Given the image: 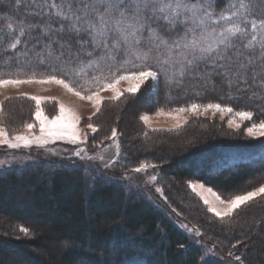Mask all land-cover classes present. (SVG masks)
<instances>
[{"label": "trees", "instance_id": "trees-1", "mask_svg": "<svg viewBox=\"0 0 264 264\" xmlns=\"http://www.w3.org/2000/svg\"><path fill=\"white\" fill-rule=\"evenodd\" d=\"M12 4L13 0H0V25L12 22L15 27ZM20 15H25L23 9ZM27 20L44 24L47 17L28 15ZM246 39L238 38L236 43ZM3 53L0 48V55ZM196 85L193 79L169 85L161 78L158 90L153 91L149 83L135 94L125 92L117 100H104L92 119L81 120V126L91 123L97 131L86 133L87 146L63 144L62 149L86 151L111 143L107 138L115 128L118 154L124 156L116 164L118 179L88 173L86 165L91 162L66 157L0 173V264L5 260H11L10 264H227L239 255L244 264H264V238L254 235L255 225L242 231L239 221L241 229L225 228L211 223L206 211L196 205L193 214L208 234L192 222L189 209L180 206L189 203L184 181L190 179L227 195L246 191L264 180V137H243L207 119L194 118L177 129H167L148 128L139 118L142 112L173 110L193 102L229 103V89L219 83L215 91L199 96L196 92L202 86ZM144 97L151 100L141 106L139 100ZM41 106L46 116L56 115L55 101H44ZM229 106L252 110L256 119L264 118V101L253 102L245 96ZM35 108L31 98H5L0 103V124L11 133L23 130L25 123L34 121ZM130 108L137 113L131 114ZM199 133L218 136L197 139ZM175 139L180 143L172 148V158H167L165 142ZM141 163H152L159 170L158 185L166 199L162 208L138 191L127 190L126 185L132 183L126 174ZM171 178L177 180V186ZM254 205L261 209L264 200ZM21 226L29 229V234L21 232ZM189 230L198 244L192 241ZM200 242L215 248L217 255L204 257Z\"/></svg>", "mask_w": 264, "mask_h": 264}, {"label": "snow or ice", "instance_id": "snow-or-ice-1", "mask_svg": "<svg viewBox=\"0 0 264 264\" xmlns=\"http://www.w3.org/2000/svg\"><path fill=\"white\" fill-rule=\"evenodd\" d=\"M11 7L15 27L12 22L0 25V48L4 50L0 55V88L33 83L60 85L92 103L95 111L89 119L100 111L105 99L117 100L125 92L135 94L149 81L156 91L161 78L169 85L193 79L196 86H202L197 96L215 91L217 83L229 89L228 104L193 102L172 112H156L157 116L175 114L176 127L180 120H187L183 113L212 111L228 114L232 117L229 127L239 129L245 121L253 120L254 112L237 111L229 104L245 96L253 102L264 101V0H13ZM28 15L46 16L47 20L33 24L27 20ZM34 31L36 35H31ZM238 38L247 39L237 44ZM123 83H127L126 88L120 87ZM105 91L112 95L104 97ZM31 99L36 102L34 117L39 135L32 132L33 123L23 125L28 134H15L11 139L0 127V145L19 149L43 147L49 139L67 138L73 143L82 139L77 128L80 117L71 109L60 104L58 114L49 118L40 107L47 98ZM140 119L149 122L148 115ZM87 127L97 131L91 123ZM243 131L250 138L264 137V119L251 122ZM107 139L117 153L105 164L110 167L120 150L115 128ZM81 151L85 150L75 154L79 156ZM88 158L103 160V156ZM4 163L0 161V165ZM147 167L141 163L132 171L139 173ZM156 180V176L151 177V181ZM189 187L193 191L202 189L198 194L208 211L221 219L232 217L264 195V184L227 200L203 184L190 182ZM20 231L29 234V229L22 226Z\"/></svg>", "mask_w": 264, "mask_h": 264}, {"label": "rangeland", "instance_id": "rangeland-1", "mask_svg": "<svg viewBox=\"0 0 264 264\" xmlns=\"http://www.w3.org/2000/svg\"><path fill=\"white\" fill-rule=\"evenodd\" d=\"M149 83H151V81L146 82L143 85L144 88L148 87ZM38 85L39 84L33 83V84H21L19 86H20V88H23V89H28V88L31 89L32 88L31 86L37 87ZM52 85H53V87L57 88L59 90V92H61L63 94L66 93L68 95H71V97L74 99L76 104L66 103V102H63L57 96H50V95L43 94V93H40V97H42V98H54V99L58 100L59 105L64 104V106L67 109H71L79 117H80L79 112L81 111V108H85L84 109L85 114L81 115V119H80L79 123L77 124V128L81 131L82 139L80 141H77L76 143H73L71 140H69L67 138H65V139H49L48 143L46 145H44L43 147H37L36 145H31L29 147H21L19 149H12V148L7 147V145H0V161L5 162L4 164L0 165V173L4 172L6 170L20 169L23 167H28V166L36 164L37 162L39 163V162L45 161V162L52 163L56 160L55 157H57V158L66 157V158L76 159V160H85L86 159V160H88V162H91V163H87V165H86V168L88 169V171H87L88 173H89V171L90 172L94 171L98 176L99 175H103V176L107 175V176L111 177L112 179H116V178L118 179V175H117L118 172L116 171V164L124 159L123 155L118 154V158H117L116 162L112 163V165L110 167H105V164H107L109 161H112L113 158L117 156V153L114 150V146H113L112 142L108 143V144L102 143L101 145H98L97 147H95L93 149L90 148L86 151H82L79 156H77L75 154L76 151H71L70 149H62L63 144L87 146L86 139H84L83 137L86 136L87 132H91V129H89L87 127V125L81 126L80 122L83 118L89 119V117L92 116V113L95 111V109L93 108V105L90 101L81 100V99L75 97L72 93H69L66 89H64L60 85H57V84H52ZM19 86H17V87L7 86L8 88L7 87L0 88V99L1 98L5 99L3 97L7 94L9 95V93H12L13 94L12 96H20V95H15V93H26V91H24L23 89L21 92H15V91H19V90H15ZM120 87L126 88L127 83L121 84ZM26 94H28V93H26ZM102 95L107 98V97H110L112 95V93L110 91H105L102 93ZM105 100H111V99H105ZM149 100H151V97H150V99L147 97H144L141 100H139V103L141 104V106H143ZM49 101H53V100H49ZM214 103H217V102H214ZM88 104H90V105H88ZM40 107L42 108V106H40ZM128 110L132 114L133 110L131 108ZM173 110H163V111L165 113H168V112H172ZM235 110L238 111V110H243V109H235ZM133 113H137V111H135ZM141 115H148L149 120H151V122L153 121V123H158L160 125L177 124V120L174 118L175 114L172 116H170V115H159V116H157L156 112H154V113L142 112L139 115V118ZM181 115L187 117V120L186 121L180 120L178 127L175 126V127L167 128V129H177L180 126H182L183 124H185L187 121H189L190 119L192 120L194 118H199V119H207L208 121L213 122L215 125L217 124L221 127H225L226 129L230 130V132H236V133H239V135H241L243 137L250 138L243 131V129L250 126L251 122H259V120H260V119H256L255 117H253V120L251 122L245 121L239 129H236V128L229 127L228 120L232 117L229 116L228 114L222 115L218 112L213 113L212 111H209L207 113H201L199 115L190 114V113H183ZM49 118H51V117H49ZM261 119H264V118H261ZM142 122L144 123V121H142ZM33 124H34V129L32 130V132L35 135H39V123L36 120H34ZM144 125H145V123H144ZM0 127L4 128V126L2 124H0ZM161 128H164V127H161ZM4 130L8 133L9 139H11V137L15 134H21V133L28 134L27 129H25L24 131L19 130L17 132H12V133L8 132L5 128H4ZM201 135L202 134L199 133V135L196 138L197 139H201V138L203 139L205 137L206 138L207 137L213 138L215 136H218V135H213V134H206V135L203 134L202 136ZM251 139H256V138H251ZM176 140H178V139H175V142H165L167 144V149L163 152L168 156L167 158H172L171 156L173 154L170 153L171 150L174 151L172 148L175 147V145H178L180 143L179 141H176ZM163 152H162V155H163L162 159H164V153ZM92 156H96V157L103 156V160H101L99 158H95V159H89L88 158V157H92ZM145 164L148 165V167L145 170H143L139 173L132 171L134 168L138 167L139 166L138 165V166L133 167L131 169V171L126 174L127 179L129 181H131V183H132V185H126L127 188H129L127 190L131 191V192L138 191V193L144 195L148 200H151L157 207L162 208V204H164L166 199H165L163 191H161V192L156 191V188H160L162 190V188L158 185V182L160 180L159 170H158V168L153 167L152 163H145ZM153 176L157 177L156 181H151V177H153ZM170 182L174 186H177V184H178L177 180H175L173 178L170 179ZM190 182L196 183V184H203L205 188H212L213 191H215L218 195L221 196L222 199L227 200V199H230L232 196L242 195L248 191L254 190L255 188L264 184V180H262L261 182H259L256 185L252 186V188L247 189L246 191H241V192L235 193L233 195H227V194L220 193L214 187L207 185L202 181L190 179V180L184 181V185H185L186 189L189 191L188 196H187L188 197L187 199L188 200L190 199L189 203L186 204L183 202L182 204H180L181 207H183V208L187 207L189 209L190 213H188V215L191 216L190 219L192 220V222H194L195 225H199L202 223V222H200L199 218L194 216L193 210H192L193 208H197V206H199V207H202L204 209V211H206L209 220H211L210 221L211 223L215 222L216 224L224 225L225 228H226V226L236 227V229L242 228V231L244 229L248 231V227L250 228L253 225H255L256 234H254V235H257V233H258V236L260 238H262V239L264 238V207L259 209L258 205H254V203L256 201L264 200V195L256 197L255 199L250 201L247 205L242 207L232 217H225V218L221 219V218L216 217L215 214L208 211V206L204 204L203 200L201 199L200 195L198 194L200 191H202V189H198L197 191H193L192 188L189 187ZM243 187L244 186H242V188ZM242 188H241V190H242ZM204 194L208 196L209 200H212L214 203L217 204V206H220L219 202L215 201L214 197H212L210 194H208L206 192ZM194 201L195 202L197 201V202L195 203ZM239 221L242 222L241 228H239L240 227ZM199 226H202L205 233H208V230L206 228H204L203 224L199 225ZM188 234L190 235L193 242H195L197 244L199 243V241L196 240L192 236L191 231H189ZM208 234H207V236H208ZM200 245L203 247V256L204 257H212V256L214 257L217 255V250L215 248L213 249V247L211 245L209 246V244H207V243L203 244L201 242H200ZM62 246H63V244L61 243L60 247H62ZM240 251H242V250L240 249ZM236 257H232L230 260L226 259V260H228L227 264H244L243 260H242V255L241 256L239 255V257H240L239 261L236 260ZM261 257L264 259V253L261 255ZM12 259H14V256H12ZM223 260L225 261V259H223ZM10 262H11V260L8 263H6V260H5L4 264H10Z\"/></svg>", "mask_w": 264, "mask_h": 264}, {"label": "crops", "instance_id": "crops-1", "mask_svg": "<svg viewBox=\"0 0 264 264\" xmlns=\"http://www.w3.org/2000/svg\"><path fill=\"white\" fill-rule=\"evenodd\" d=\"M11 87V86H10ZM32 88H28V89H23V88H20V86L15 89V90H19V91H15V92H21L22 89L24 91H26V93H15V95H20V96H25V97H28V98H31L32 96H40V93H43V94H47V95H50V96H57L59 97L63 102H66V103H71V104H76V102L74 101V99L71 97V95H68V94H63L61 92H59V90L55 87H53L52 84H39L37 87H34V86H31ZM8 88V87H7ZM13 92V91H12ZM26 94V95H25ZM31 96H30V95ZM13 94L12 93H9V95H5L3 98H6V97H9V96H12ZM2 99V98H1ZM0 99V102L3 100ZM48 100H53V101H56L57 103V113L56 115L58 114V111H59V102L58 100L54 99V98H47V99H43L41 101V104L44 102V101H48ZM35 102V101H34ZM36 103V102H35ZM90 105V104H88ZM41 106V105H40ZM84 109L85 108H81V111L79 112L80 113V119H81V115L85 114L84 113ZM45 115V114H44ZM55 116V115H54ZM34 120H35V117H34ZM34 123V121L32 122ZM145 123V122H144ZM146 127L148 128H161V127H164V128H172V127H175L176 124H167V125H160L158 123H153V121L151 122V120H149V122L146 124ZM25 128L21 131H24Z\"/></svg>", "mask_w": 264, "mask_h": 264}]
</instances>
